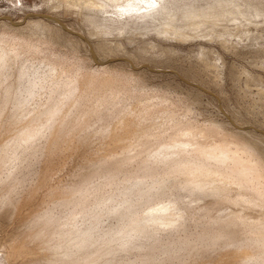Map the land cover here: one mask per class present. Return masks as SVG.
I'll list each match as a JSON object with an SVG mask.
<instances>
[{
	"label": "rangeland",
	"instance_id": "1",
	"mask_svg": "<svg viewBox=\"0 0 264 264\" xmlns=\"http://www.w3.org/2000/svg\"><path fill=\"white\" fill-rule=\"evenodd\" d=\"M263 134L264 0H0V264H264Z\"/></svg>",
	"mask_w": 264,
	"mask_h": 264
},
{
	"label": "water",
	"instance_id": "2",
	"mask_svg": "<svg viewBox=\"0 0 264 264\" xmlns=\"http://www.w3.org/2000/svg\"><path fill=\"white\" fill-rule=\"evenodd\" d=\"M61 29H64V28H61ZM66 32L70 33L69 31L65 30ZM264 135V134H263Z\"/></svg>",
	"mask_w": 264,
	"mask_h": 264
},
{
	"label": "bare ground",
	"instance_id": "3",
	"mask_svg": "<svg viewBox=\"0 0 264 264\" xmlns=\"http://www.w3.org/2000/svg\"><path fill=\"white\" fill-rule=\"evenodd\" d=\"M85 3H87V0H85ZM90 3V2H89Z\"/></svg>",
	"mask_w": 264,
	"mask_h": 264
}]
</instances>
